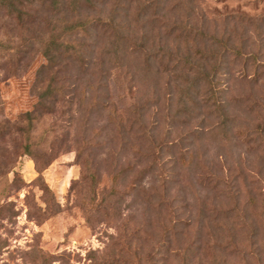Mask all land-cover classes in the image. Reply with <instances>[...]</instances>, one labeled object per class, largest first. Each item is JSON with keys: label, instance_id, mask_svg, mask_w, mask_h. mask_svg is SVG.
<instances>
[{"label": "rangeland", "instance_id": "obj_1", "mask_svg": "<svg viewBox=\"0 0 264 264\" xmlns=\"http://www.w3.org/2000/svg\"><path fill=\"white\" fill-rule=\"evenodd\" d=\"M180 1L99 4L88 16L111 13L119 37L69 36L85 68L61 57L66 92L45 107L43 44L61 15L0 6V264H264V0ZM179 25L234 34L246 55L216 62L225 132L183 93L177 61L212 48L175 38Z\"/></svg>", "mask_w": 264, "mask_h": 264}, {"label": "trees", "instance_id": "obj_2", "mask_svg": "<svg viewBox=\"0 0 264 264\" xmlns=\"http://www.w3.org/2000/svg\"><path fill=\"white\" fill-rule=\"evenodd\" d=\"M106 0H0V6L5 8L9 13L19 12L23 14L18 6L24 7L31 3H39L45 5L47 9L53 12L56 16L61 15L55 20L56 25L60 24L62 27L51 26L47 30L48 39L43 44V54L46 59V63L39 69L40 73L51 71L49 81L42 89L39 100L42 102V106L45 107V102L48 99H57V97L64 96L66 87L61 82V79L57 77L59 73V62L58 60L62 57L63 59H71L83 71L85 68V61L83 58L84 45L80 39H70L69 36L81 34V36H87L94 28L103 29L104 32L114 30L116 38L119 37L118 32L120 27L114 23V17L106 15L105 18L95 17L88 14L96 12L97 6ZM181 5L180 0H176L171 6V10H177ZM19 8V9H18ZM145 9L147 7H144ZM85 14V15H82ZM225 22L234 23H254V18L242 15V14H231L224 17ZM174 30L175 38L184 40L187 44L191 42H204L210 48V50L199 51L195 56L196 61L187 56L177 61L181 65L179 78L185 83V90L183 93L187 94L188 90L195 92L196 96L203 98V106L206 108L212 107V111L208 114H214V117L219 121L216 125V130L213 134L225 132L228 125V118L225 114V106L223 101L219 97V87L215 81L217 76L216 62L228 54H231L234 58L240 59L245 57L240 52L241 47L237 45H229L231 38L234 34H220L216 36V31H209L208 28H197L189 25H179ZM116 43V42H115ZM114 45V44H113ZM117 45V43H116ZM115 45V47H116ZM107 51V50H106ZM116 49L108 54L116 55ZM212 61V67L208 70V63ZM53 70V71H52ZM185 94V95H186ZM205 96V97H203ZM210 102V103H209ZM25 127L20 128L19 132L21 136L29 142V131L32 126V117L30 114H26ZM29 145H25L24 148L27 150ZM115 178V177H114Z\"/></svg>", "mask_w": 264, "mask_h": 264}]
</instances>
